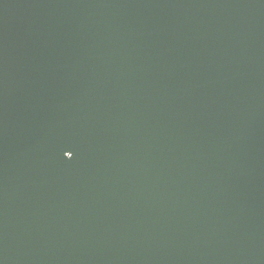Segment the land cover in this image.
Masks as SVG:
<instances>
[{
    "label": "water",
    "instance_id": "1",
    "mask_svg": "<svg viewBox=\"0 0 264 264\" xmlns=\"http://www.w3.org/2000/svg\"><path fill=\"white\" fill-rule=\"evenodd\" d=\"M0 264H264V0H0Z\"/></svg>",
    "mask_w": 264,
    "mask_h": 264
}]
</instances>
